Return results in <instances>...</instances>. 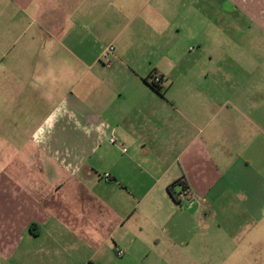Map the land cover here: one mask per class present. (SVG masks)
<instances>
[{"label":"crops","instance_id":"crops-1","mask_svg":"<svg viewBox=\"0 0 264 264\" xmlns=\"http://www.w3.org/2000/svg\"><path fill=\"white\" fill-rule=\"evenodd\" d=\"M254 3L0 0V231L22 218L27 243L125 255L146 238L190 250L227 237L234 255L264 240ZM179 182L191 203L173 200Z\"/></svg>","mask_w":264,"mask_h":264},{"label":"rangeland","instance_id":"rangeland-1","mask_svg":"<svg viewBox=\"0 0 264 264\" xmlns=\"http://www.w3.org/2000/svg\"><path fill=\"white\" fill-rule=\"evenodd\" d=\"M242 1L247 2L250 0ZM254 1L255 3L251 9L253 16L259 20L257 23H264V4H262L264 0ZM238 12L240 14L241 10L239 9ZM258 27L261 28L260 25ZM253 33L254 35L261 34V31L253 26ZM251 59L264 62V57L257 58L252 55ZM241 60L244 64L245 58ZM0 197L4 198V196ZM5 220H8V218L4 216V212H1L0 224H6ZM22 220L20 218L19 222L15 223V232L10 233L6 226L2 227L0 242H2V234L5 233L11 239H3L4 246L0 250V253L3 252V254H0V264H264V240L258 241L257 236L250 244L240 250L242 255H234L232 249L226 245V243H229L228 238L224 237V239L212 238L211 241L208 239L205 246L190 250L163 248L165 245L156 248L149 238H146L144 239V247L134 248L127 255H125L126 252L123 249H118L123 252L122 256H118L114 244L111 242L96 243L93 248L83 249L80 247H64L63 244L58 247L53 245L52 240H46L42 236L38 241L32 240L27 243L26 238L22 239L20 237L19 228L23 225ZM148 236L149 232H147ZM11 242H14L13 247H9ZM44 243L47 245H44ZM183 251H188L191 256L198 258L195 260L187 259L183 254L181 255ZM172 253L176 254L172 255Z\"/></svg>","mask_w":264,"mask_h":264},{"label":"built area","instance_id":"built-area-1","mask_svg":"<svg viewBox=\"0 0 264 264\" xmlns=\"http://www.w3.org/2000/svg\"><path fill=\"white\" fill-rule=\"evenodd\" d=\"M113 46L109 45L106 47V49L103 51L102 55H101V60L105 63V64H109L110 63V57L113 53ZM150 83L154 84L155 86L159 87L160 83H161V79L158 76H152V78L150 79ZM109 143L110 144H114L115 140L113 138L109 139ZM126 150L123 149V152H125ZM109 176L106 175V178H108ZM175 200L180 203V204H188L191 203L194 200V195L191 192V190L186 186V187H180L179 191L174 195ZM116 254L118 256H122L123 252L116 249Z\"/></svg>","mask_w":264,"mask_h":264},{"label":"trees","instance_id":"trees-1","mask_svg":"<svg viewBox=\"0 0 264 264\" xmlns=\"http://www.w3.org/2000/svg\"><path fill=\"white\" fill-rule=\"evenodd\" d=\"M150 86H151L153 89H155L156 91L161 92L160 87H157V86H155V85L152 84V83H150ZM177 185H180L181 187H186V185H185L184 183H182V182L175 183L173 186H177ZM169 191H170V193H171V196H172L173 200H174L175 202H177V201L175 200V197H174L175 194H173L172 191H171L170 189H169Z\"/></svg>","mask_w":264,"mask_h":264}]
</instances>
